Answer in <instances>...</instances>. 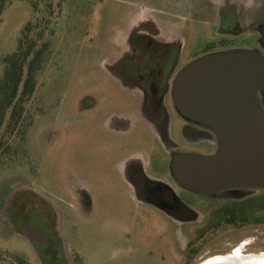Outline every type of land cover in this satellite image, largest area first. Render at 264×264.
Segmentation results:
<instances>
[{"label": "rangeland", "instance_id": "rangeland-1", "mask_svg": "<svg viewBox=\"0 0 264 264\" xmlns=\"http://www.w3.org/2000/svg\"><path fill=\"white\" fill-rule=\"evenodd\" d=\"M37 4L34 9L29 0H13L0 17V78L4 59L19 48L27 24L38 26L32 39L42 37L51 45L38 73L37 91L25 104L34 125L13 134L6 128L0 132V141L10 147L8 154L0 150V161L11 157L0 167V264H12V255L25 256L29 264H45L43 254L35 253L8 225L11 219H3L10 215L12 204L30 193L18 186L32 183L60 209L62 264H187L186 247L207 226L174 227L135 201L117 170L124 155L108 129L109 119L125 112L127 98L107 67L131 24L145 12L160 23H175L172 29L177 30L172 32H185L187 62L202 54L215 35L199 22H215L207 0H38ZM185 12L188 21L181 18ZM144 128L139 126V136ZM22 132L29 145L22 141ZM73 187L88 190L91 210L73 205ZM204 240L200 244L205 247L192 264L231 254L243 242L248 243L241 249L244 255L261 254L264 224L225 228Z\"/></svg>", "mask_w": 264, "mask_h": 264}, {"label": "flooded vegetation", "instance_id": "flooded-vegetation-1", "mask_svg": "<svg viewBox=\"0 0 264 264\" xmlns=\"http://www.w3.org/2000/svg\"><path fill=\"white\" fill-rule=\"evenodd\" d=\"M206 8L213 11L215 22H199L213 29L215 35L203 47L202 54L187 62L185 32H172L177 30L172 29L177 26L175 23H160L145 12L131 24L118 55L107 67V73L127 98L123 104L125 112L114 114L108 121V129L124 155L117 170L135 201L157 211L160 219L168 220L174 227L203 223L207 226L186 247L187 264H192L205 247L200 242L210 234L225 228L264 224V189L235 188L205 197L180 185L171 171L176 155L211 156L219 145L213 131L178 112L173 86L180 72L212 53L249 50L264 57V0H207ZM181 18L190 20L187 12ZM257 100L264 110L262 89L257 92ZM132 101L136 102L134 110ZM34 122L35 119L32 126ZM141 125L146 128L139 136L137 130ZM36 186V183L18 186L30 193L26 192L21 202L12 204L8 208L10 215L3 219H11L8 225L32 245L35 253L43 254L45 264H62L63 241L57 230L62 215ZM71 195L74 206L92 209L87 189L73 187ZM247 246L243 242L239 248Z\"/></svg>", "mask_w": 264, "mask_h": 264}, {"label": "water", "instance_id": "water-1", "mask_svg": "<svg viewBox=\"0 0 264 264\" xmlns=\"http://www.w3.org/2000/svg\"><path fill=\"white\" fill-rule=\"evenodd\" d=\"M264 57L254 51L206 55L178 75V112L215 133L214 155H176L171 171L180 185L205 197L235 188L264 189Z\"/></svg>", "mask_w": 264, "mask_h": 264}, {"label": "trees", "instance_id": "trees-1", "mask_svg": "<svg viewBox=\"0 0 264 264\" xmlns=\"http://www.w3.org/2000/svg\"><path fill=\"white\" fill-rule=\"evenodd\" d=\"M13 0H0V17L7 5ZM36 9L38 0H29ZM36 12V10H35ZM37 25L29 23L23 30L19 48L4 59V72L0 78V132L3 128L11 134L18 129L30 128L33 119L26 116V101L32 98L38 85V73L42 71L46 62V54L50 51V43L40 39H32ZM43 42V43H41ZM22 141H27V134H20ZM0 141V150L8 154L9 146ZM6 146V148H4ZM8 162L11 157L1 158ZM0 161V167L5 164ZM12 264H29L28 259L21 255H12ZM9 264V263H8Z\"/></svg>", "mask_w": 264, "mask_h": 264}, {"label": "bare ground", "instance_id": "bare-ground-1", "mask_svg": "<svg viewBox=\"0 0 264 264\" xmlns=\"http://www.w3.org/2000/svg\"><path fill=\"white\" fill-rule=\"evenodd\" d=\"M201 264H264V253L246 256L239 248L231 254L215 256Z\"/></svg>", "mask_w": 264, "mask_h": 264}]
</instances>
